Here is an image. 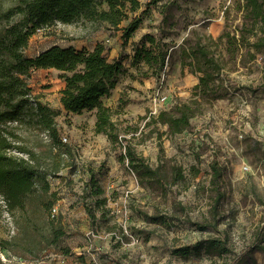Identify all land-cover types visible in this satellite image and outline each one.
<instances>
[{
	"label": "rangeland",
	"instance_id": "obj_1",
	"mask_svg": "<svg viewBox=\"0 0 264 264\" xmlns=\"http://www.w3.org/2000/svg\"><path fill=\"white\" fill-rule=\"evenodd\" d=\"M138 1L140 10L130 14L120 30L106 24L58 23L34 36L26 55L34 56L54 44H104L107 56L128 68L119 81L124 87L120 96L132 114L120 109L114 96L107 104L117 103L114 118L122 136L159 174L144 173L127 159L121 162L125 148L120 142L99 141L95 112L60 115L61 141L76 149L80 160L68 159L51 181L52 191L70 202L71 210L55 217L65 219L61 222L66 235L36 260L0 250L4 264H70L62 253L73 263L83 259V264H264V59L260 54L251 57L254 48L248 42L256 37L246 17V3ZM19 2L0 0V30L8 25L5 14ZM134 19L142 20L141 26L125 41L123 29ZM200 41L221 66L217 82L204 96L195 95L199 75L181 65L182 49L192 51ZM138 46L156 53L158 46L165 50L166 69L157 76L143 62L134 64ZM60 75L51 70L29 81L34 94L55 109L61 104ZM158 91L171 100L162 110H169L175 102L199 100L201 112L193 117L190 130L170 137L168 127L148 124L150 113L157 110L159 114L161 109ZM112 155L118 164L114 171L108 159ZM214 161L222 171L218 185L212 181ZM89 170L97 175L103 194L89 197L84 191ZM218 189L222 193L219 204ZM102 199L106 201L96 204ZM57 204L54 207L60 209ZM88 206L94 210V219ZM0 209V239H9L17 229L2 200ZM76 214L79 221H75ZM214 240L219 246L225 244L228 251L219 255L218 248L214 254L200 248L189 257L178 254L181 247ZM86 246L89 249L84 250Z\"/></svg>",
	"mask_w": 264,
	"mask_h": 264
},
{
	"label": "trees",
	"instance_id": "obj_2",
	"mask_svg": "<svg viewBox=\"0 0 264 264\" xmlns=\"http://www.w3.org/2000/svg\"><path fill=\"white\" fill-rule=\"evenodd\" d=\"M243 1L247 20L256 37L248 42L254 48L251 57L256 59L260 54L264 59V0ZM140 7L138 0H20L18 6L5 14L8 25L0 30V200L17 231L9 239H0V250L24 260H36L43 251L56 247L66 235L61 216L55 219L56 215H53L54 205L60 198L58 192L52 191L51 181L67 166L68 159L78 157L76 149L61 141L62 131L57 121L61 113L44 103L42 96L35 95L29 85L35 70L56 69L61 73L60 80L67 84L60 98L65 110L76 115L95 112V133L106 135L111 144H123L125 154L121 162L127 159L144 173L159 174L122 136L114 109L103 102L112 97L121 77L128 71L121 61L109 62L104 44H98L93 51L52 46L34 58L25 53L38 29H47L58 23L86 22L99 26L106 24L111 29L120 30L130 14L139 11ZM141 23L142 20L134 19L123 29L125 41L132 39ZM146 39L156 43L152 36ZM158 48L156 53L145 46L136 47L133 63L143 62L158 76L166 69L168 58L167 52L160 46ZM182 50L183 69L190 66L191 73L199 75L200 84L195 87V95L204 96L217 82L216 75L221 66L201 41L192 51ZM189 58L192 60L188 61ZM120 102L121 109L126 102L124 99ZM198 112H201L200 102L196 98L189 103L175 102L169 110H160L157 116H151L148 124L166 126V134L175 137L190 130L191 121ZM211 170L212 181L218 185L222 171L217 161L211 164ZM89 172L84 191L89 197L103 194L105 190L99 187L94 170ZM221 199L222 193L218 189L216 202L219 204ZM105 201L102 199L96 204ZM87 210L94 219L93 208L88 206ZM205 229L201 226V230ZM224 245L219 246L216 240L209 243L198 241L192 246L179 248L178 254L189 257L194 249L200 251V248L214 254L218 248L217 254L222 255L228 251ZM0 264H4L1 255Z\"/></svg>",
	"mask_w": 264,
	"mask_h": 264
},
{
	"label": "crops",
	"instance_id": "obj_3",
	"mask_svg": "<svg viewBox=\"0 0 264 264\" xmlns=\"http://www.w3.org/2000/svg\"><path fill=\"white\" fill-rule=\"evenodd\" d=\"M53 46H60V45H57V44H54ZM75 47L77 50H82V49H87V50H89V51H93L95 48H96V46H97V42H95V44L93 45L92 43H86V42H83L82 44H80V45H77V44H72V43H70L69 45H67V46H65V47ZM52 47V46H51ZM61 47V46H60ZM65 47H62V48H65ZM30 49V45H29V47H28V49L26 50V52L25 53H27V51ZM48 49H50V48H48ZM48 49H45V50H43V51H41V52H44V51H46V50H48ZM40 51H38L37 53H35V55L34 56H29V57H31V58H34L35 56H38L40 53H41ZM108 60H109V62H111V61H114V60H116V59H112V58H110L109 56H108ZM51 70H55V71H57L56 69H50V70H43V69H41V70H35V72H33L32 73V75H31V78L29 79V81H31V79H33L34 77H35V75L37 74V75H43L44 73H50V71ZM57 72H59V71H57ZM60 73V72H59ZM61 74V73H60ZM66 85L67 84H65L62 80H61V86H60V93L62 92V91H64L65 90V88H66ZM32 87V86H31ZM123 84H122V82L118 85V87L113 91V93H112V97L114 96V98H115V102H117V101H121V99H124L122 96H120V93L122 92V90H123ZM115 92H116V96H115ZM112 97L110 98V99H104L103 100V102L105 103V105H107L108 107H111V108H113V106L115 107L116 106V104L117 103H113V104H107V103H110V100L112 99ZM117 99V100H116ZM125 101V100H124ZM121 103V102H120ZM119 103V104H120ZM127 105V104H126ZM126 105H124L122 108H123V111L126 113V112H128V111H130V110H128V107L126 106ZM120 106V105H119ZM61 114L60 115H65V116H67V115H69V116H73V115H76V114H73V113H71V112H68V111H66L65 110V108L63 107V105L62 104H60V107L57 109ZM128 113H130V112H128ZM130 114H132V113H130ZM80 116V115H79ZM94 123H96V122H94ZM95 127V126H94ZM61 130V129H60ZM62 131V130H61ZM96 134V133H95ZM100 137L101 139H99V141H101V140H103L105 143H109L110 141H109V139H108V137L106 136V135H103V134H96V137ZM103 137V138H102ZM111 143V142H110ZM113 157H114V155H112V156H109V164H110V167L112 168V170L114 171L116 168H118V164H117V161H116V159L114 158L113 159ZM103 188V187H102ZM67 198H60L59 200H58V206L60 207V209H59V214H61V215H64L65 213H67V212H69L70 210H71V207H69V205H70V202H68L67 203V200H66ZM81 217H85V215L84 216H82V215H80ZM62 220H65L64 218H62ZM80 220V218L77 216V214H76V216H75V221H79ZM86 248H88L89 249V247L88 246H86V247H84V250H86ZM62 255H63V257L66 259V261L67 262H69L70 264H83L84 263V260L83 259H81L80 261H76V262H71L70 261V258H69V256H67V255H65L64 253H62ZM72 260V259H71ZM61 263V261L60 262H57L56 264H60Z\"/></svg>",
	"mask_w": 264,
	"mask_h": 264
},
{
	"label": "built area",
	"instance_id": "obj_4",
	"mask_svg": "<svg viewBox=\"0 0 264 264\" xmlns=\"http://www.w3.org/2000/svg\"><path fill=\"white\" fill-rule=\"evenodd\" d=\"M46 29H38L37 30V32L34 34V36H36V35H40V34H42L44 31H45ZM34 36H33V38H34ZM157 97V101H158V103H157V106L159 107H161V109L160 110H162V108L163 107H166V106H168V104L170 103V99L167 97V96H162L161 94H159V91H158V95L156 96ZM159 110V111H160ZM157 110L156 111H152L151 113H150V117L151 116H157ZM63 142H67V139L66 138H63ZM264 144V143H263ZM80 159H81V157H80ZM77 160L78 161H80L79 160V158H77ZM244 170H246V171H248V167H244ZM59 213V209H58V207H56L55 206V208H54V211H53V215L55 216V215H57ZM93 236V235H92ZM63 263H64V260L62 261Z\"/></svg>",
	"mask_w": 264,
	"mask_h": 264
}]
</instances>
